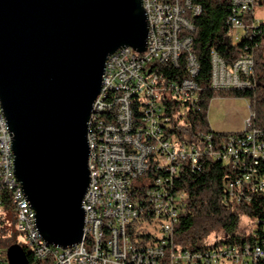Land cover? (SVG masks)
I'll return each instance as SVG.
<instances>
[{
    "label": "built area",
    "instance_id": "obj_1",
    "mask_svg": "<svg viewBox=\"0 0 264 264\" xmlns=\"http://www.w3.org/2000/svg\"><path fill=\"white\" fill-rule=\"evenodd\" d=\"M148 16L147 47L139 52L123 47L110 55L100 95L89 121L90 184L83 200L84 239L66 249L49 245L37 227L36 212L15 174L12 134L0 100V228L14 216L16 231L26 238L36 260L50 264H161L165 237L172 232L183 206V195L167 187L184 164L197 168L206 159L220 160L246 171L229 181L228 191L242 200L250 186L264 191V129L247 120L242 132L216 135L193 133L185 115L196 106L200 64L192 50L193 18L202 12L194 0H141ZM258 0H230L228 24L233 41L258 26L254 10ZM184 55L186 76L173 77L165 68L179 66ZM255 55L243 54L229 66L218 52L211 53L210 85L214 90L251 89L256 86ZM139 113L140 116H136ZM156 169L155 176L148 171ZM161 172V173H160ZM164 172V173H163ZM256 176L257 183L253 184ZM150 180V182H149ZM249 200L250 196L247 197ZM146 203V205H145ZM148 203V206H147ZM150 211L159 241L137 245L130 226ZM0 264H10L1 260ZM221 256V257H220ZM189 252L172 256L176 264H193ZM213 257V264H248L264 257L257 246L245 253L229 250Z\"/></svg>",
    "mask_w": 264,
    "mask_h": 264
},
{
    "label": "water",
    "instance_id": "obj_2",
    "mask_svg": "<svg viewBox=\"0 0 264 264\" xmlns=\"http://www.w3.org/2000/svg\"><path fill=\"white\" fill-rule=\"evenodd\" d=\"M141 0H0V100L15 174L42 238L59 249L84 239L93 105L106 63L123 47L144 52ZM10 264H28L11 246Z\"/></svg>",
    "mask_w": 264,
    "mask_h": 264
},
{
    "label": "trees",
    "instance_id": "obj_3",
    "mask_svg": "<svg viewBox=\"0 0 264 264\" xmlns=\"http://www.w3.org/2000/svg\"><path fill=\"white\" fill-rule=\"evenodd\" d=\"M194 1L202 7V12L193 18L195 30L192 33V50L200 64L196 77L200 92L196 106L188 109L185 121L191 124L193 133L214 131L207 118L210 101L216 97H236L249 101L251 112L254 114L253 125L264 129V23H259L250 34L243 35L238 42H234L228 24L232 14L230 0ZM257 4H264V0H258ZM212 51L218 52L229 66L243 54L253 53L256 62V86L251 89H212ZM165 70L175 78L186 76L184 55L178 67H166ZM137 115L140 116L139 113ZM214 133L228 134L216 131ZM244 171V166L232 168L223 161L212 159H206L195 169L189 164H184L179 169L167 188L173 194L183 195V206L171 234L165 237L168 243L165 246L166 256L161 260V264H176L172 262V256L183 252L197 256L193 264H213L214 256L220 261L222 259L219 255L229 250L243 254L247 247L254 249L260 246L264 250V191L256 193L248 186L244 190L242 200L232 197L228 191L229 181H234ZM260 172L264 173V163L260 166ZM157 174L159 173H156V169L148 171L149 176ZM257 181L255 176L253 184ZM244 216L256 221L248 234L240 231V222ZM152 219L153 215L148 211L144 218L138 219L130 226L129 234L135 244L147 245L159 241L158 236L151 231L145 233L148 229L145 223ZM11 229L6 226L0 228L1 260H8L4 256L6 248L18 244L8 243V233ZM21 247L25 251L28 264H50L51 258L38 261L27 244ZM245 261L248 264H264V257L257 262L252 258Z\"/></svg>",
    "mask_w": 264,
    "mask_h": 264
},
{
    "label": "rangeland",
    "instance_id": "obj_4",
    "mask_svg": "<svg viewBox=\"0 0 264 264\" xmlns=\"http://www.w3.org/2000/svg\"><path fill=\"white\" fill-rule=\"evenodd\" d=\"M253 16L258 23H264V4L256 5ZM251 113L249 101L245 98L216 97L210 101L207 118L212 130L222 133H234L246 129L247 120L250 118ZM11 214H6L10 218V223L6 224V227L12 228L11 232L8 233V243L17 242L19 246L26 245V238L16 231L14 216H11ZM255 222V220L249 217H242L240 231L243 234H248L253 229ZM150 231L159 237V234H156L155 228L148 227L145 233H149ZM8 249L9 247L6 248L4 254L6 258L8 257Z\"/></svg>",
    "mask_w": 264,
    "mask_h": 264
}]
</instances>
